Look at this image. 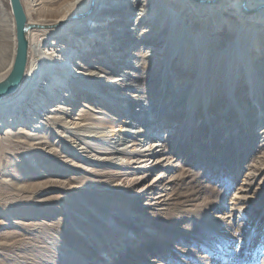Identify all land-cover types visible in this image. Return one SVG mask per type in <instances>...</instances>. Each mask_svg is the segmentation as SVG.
Here are the masks:
<instances>
[{
    "label": "bare ground",
    "instance_id": "6f19581e",
    "mask_svg": "<svg viewBox=\"0 0 264 264\" xmlns=\"http://www.w3.org/2000/svg\"><path fill=\"white\" fill-rule=\"evenodd\" d=\"M20 3L25 23L30 26L25 33L27 62L14 89L0 96V154L9 164L19 152L37 154L42 159L55 156L59 164L77 174L78 169L85 171L69 177L75 182L59 175L48 177L49 171L36 188L26 191V196L37 204H46L66 198L64 193L81 190L100 191L104 195L127 193L145 199L146 205L155 211L164 205L166 208L170 202L167 192L174 180L192 173L183 165L188 160L185 150L176 144L185 135L184 118L193 122L201 114L199 121L193 123L195 135L209 133L207 139L201 138L200 147L206 145L208 149L213 137H226L232 132L238 138L257 137L255 146L259 154L250 162L234 203L244 209L253 202L259 189L258 179L264 176V0H20ZM6 7L8 25L0 30V83L10 87L15 85L12 72L18 25L10 0H0V9ZM121 67L140 71L142 75H136V80L148 84L141 87L144 98L154 80H161L155 92L160 90L162 95L174 96L175 90L180 89L173 108L164 115L165 112L157 114L164 104L143 102L142 111L150 114L143 125L160 122L165 116L164 121L154 131L141 128L139 123L128 133L132 139L121 142L123 147L104 141L100 131L103 127L98 123L101 114L112 117L106 99H127V88L135 86L127 74L118 73L123 71ZM159 67L160 76L152 75ZM143 74L150 75L147 83ZM105 77H109L106 82ZM55 134L58 139L51 141ZM101 140L107 145L100 144ZM9 170L7 167L1 170V180L7 181L4 176L9 175ZM15 190L0 192V200L11 204L24 201ZM241 206L233 208L231 218ZM23 218L13 220L15 227L29 228L42 223ZM5 233L0 231V244L7 246ZM91 258L90 264H102V255L93 253ZM132 258L141 261L140 255ZM115 262L113 259L112 264Z\"/></svg>",
    "mask_w": 264,
    "mask_h": 264
},
{
    "label": "rangeland",
    "instance_id": "374dc122",
    "mask_svg": "<svg viewBox=\"0 0 264 264\" xmlns=\"http://www.w3.org/2000/svg\"><path fill=\"white\" fill-rule=\"evenodd\" d=\"M6 12L7 7L0 9L1 31L8 25L9 17ZM111 65L113 66V63ZM122 69L123 71L118 73L122 74L121 76L127 74L135 86L127 88V99L107 98L106 104L111 106L108 110L112 117L101 114L99 116L102 119L98 120L103 127L100 129L103 131L102 139L119 147H123L121 142L125 139H132L128 133L139 123L141 128L148 131H154L163 123L165 116L160 122L151 123L150 126L143 125L144 118L150 116L142 111L143 102L164 104L157 111V114L165 112L164 115L173 108L174 98L179 95L180 90L176 89L174 96H171V93L162 95L160 90L155 92L161 80H154L150 92L144 98L141 87L148 84L136 80V75H142L140 71L125 67ZM161 71L159 67L152 75L159 77ZM108 78L105 77L104 81H108ZM144 78L147 83L150 75L146 74ZM131 94L135 95L134 98ZM200 115L195 116L193 122H189L187 117L184 118L187 122L182 131L186 136H182L183 141L180 139L176 143L185 150L184 155L188 160L183 165L192 173L174 180L167 192L168 202L171 203L169 202L166 208L164 205L163 209H156L157 211L149 208L145 199L127 193L126 196L120 193L104 195L100 191L89 190L64 193L66 198L37 204L33 201L35 199H30L26 193L44 181L46 174L50 173L48 177L59 175L58 177L72 180L73 178L69 177L79 176L85 171L78 169L80 174H77L69 167L59 164V158L55 156L42 159L37 154L33 156L19 152L14 154L16 158L9 164L6 157L0 154V192L6 193L16 189L15 192L20 195L18 197L24 199L15 204L0 200V231L6 232L9 242L7 246L0 244V264H90L93 253L98 257L102 255V264H112L113 259H116L114 264H264V176L258 179L259 189L253 195V202L244 209L241 204L234 203L235 196L246 179L250 162L259 154L258 147L255 146L258 139L254 135L242 138L240 135L238 138L235 132H232V135H224L226 137H213V143L208 149L206 145L200 147L201 138L207 139L209 133L206 131L201 137L195 135L193 123L199 121ZM64 133L68 135L67 132ZM213 134L215 136V133ZM56 139L57 134L52 136L51 141ZM104 141L101 140L100 144L107 145ZM65 155L74 157L71 152H65ZM78 164L82 165L81 161ZM4 167L10 169L8 173L11 171L10 176H4L9 185L7 181L1 180V170ZM45 170L48 171L42 174ZM236 206H241L240 210L231 218ZM16 218L35 222L41 220L42 223L34 224L36 228H17L13 224ZM54 224L55 226H52ZM5 228L8 229L5 231ZM137 255L141 257L139 262L132 258Z\"/></svg>",
    "mask_w": 264,
    "mask_h": 264
},
{
    "label": "water",
    "instance_id": "95a60500",
    "mask_svg": "<svg viewBox=\"0 0 264 264\" xmlns=\"http://www.w3.org/2000/svg\"><path fill=\"white\" fill-rule=\"evenodd\" d=\"M13 13L16 17L17 27H18V48L16 60L13 68V76L14 78V86L6 87L5 82L0 83V96L11 92L18 81L22 78L24 73L25 65L27 62V50H28V40L26 38V31L30 27L25 23V17L22 10V6L20 0H10Z\"/></svg>",
    "mask_w": 264,
    "mask_h": 264
}]
</instances>
